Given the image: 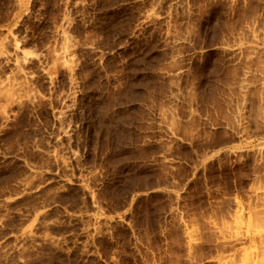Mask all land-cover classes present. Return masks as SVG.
Returning <instances> with one entry per match:
<instances>
[{
	"label": "rangeland",
	"instance_id": "rangeland-1",
	"mask_svg": "<svg viewBox=\"0 0 264 264\" xmlns=\"http://www.w3.org/2000/svg\"><path fill=\"white\" fill-rule=\"evenodd\" d=\"M0 264H264V0H0Z\"/></svg>",
	"mask_w": 264,
	"mask_h": 264
}]
</instances>
